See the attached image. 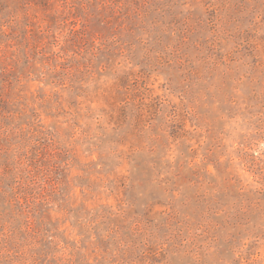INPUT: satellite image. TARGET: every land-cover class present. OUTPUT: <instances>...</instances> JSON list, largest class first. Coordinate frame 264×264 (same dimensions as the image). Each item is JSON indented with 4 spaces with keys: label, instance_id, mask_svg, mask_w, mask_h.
Returning a JSON list of instances; mask_svg holds the SVG:
<instances>
[{
    "label": "rangeland",
    "instance_id": "obj_1",
    "mask_svg": "<svg viewBox=\"0 0 264 264\" xmlns=\"http://www.w3.org/2000/svg\"><path fill=\"white\" fill-rule=\"evenodd\" d=\"M0 264H264V0H0Z\"/></svg>",
    "mask_w": 264,
    "mask_h": 264
}]
</instances>
